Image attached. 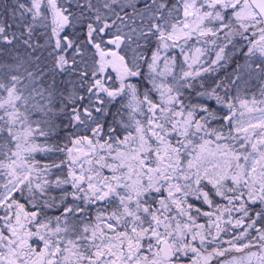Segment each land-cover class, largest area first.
Wrapping results in <instances>:
<instances>
[{"label":"snow or ice","instance_id":"obj_1","mask_svg":"<svg viewBox=\"0 0 264 264\" xmlns=\"http://www.w3.org/2000/svg\"><path fill=\"white\" fill-rule=\"evenodd\" d=\"M0 264H264V0H0Z\"/></svg>","mask_w":264,"mask_h":264}]
</instances>
